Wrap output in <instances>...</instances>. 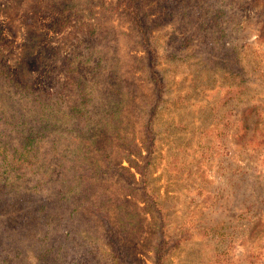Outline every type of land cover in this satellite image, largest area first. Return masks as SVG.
Returning a JSON list of instances; mask_svg holds the SVG:
<instances>
[{
	"label": "rangeland",
	"instance_id": "rangeland-1",
	"mask_svg": "<svg viewBox=\"0 0 264 264\" xmlns=\"http://www.w3.org/2000/svg\"><path fill=\"white\" fill-rule=\"evenodd\" d=\"M121 1L0 0V264H264V0Z\"/></svg>",
	"mask_w": 264,
	"mask_h": 264
},
{
	"label": "trees",
	"instance_id": "trees-1",
	"mask_svg": "<svg viewBox=\"0 0 264 264\" xmlns=\"http://www.w3.org/2000/svg\"><path fill=\"white\" fill-rule=\"evenodd\" d=\"M115 8H121L123 10H126V11H129L131 13H135L137 11V6H135L134 2L131 0V1H128V0H123L121 1L119 4H117L116 6H114ZM224 13V10L221 6H218L216 9H215V13H214V17L215 19H217L219 16H221L222 14ZM219 25V24H217ZM42 125L40 124L39 127H41ZM34 127V125H33ZM34 133V132H32ZM31 135V134H29ZM37 135V134H36ZM32 136H29L25 139V141L28 139V141L26 142V146L31 143L32 141ZM24 155V153H20V157L17 158L18 160H24L22 158V156ZM137 169L139 170V172L141 173L142 175V179L144 181L145 184H147V173L145 172V168H143L142 166H137ZM132 175L135 176V174L133 172H131ZM50 175L46 174V173H43L41 172V175L39 176L37 182H36V186L38 185H45L48 177ZM60 180V179H59ZM62 183V179L59 181ZM75 184H69V185H65V187L63 188V186H56V188H54V192H52V188L51 186L49 188H45L44 186L42 188H37L36 190H34V194L35 196L41 198L42 197V200H41V207H43L47 202L49 201H52L50 198V195H52V198H54V200H57V201H60L61 202V199H69L71 200V209H70V212L68 214L69 217H71L72 213L79 210L80 207H83V205H85V202L86 200H90L89 198V192L85 191V190H81V192L79 193L78 191V188L74 187ZM75 188V190H74ZM47 189V190H46ZM88 200V201H89ZM54 201H52L53 203ZM156 204V202H155ZM87 206H90L89 204H86ZM48 218V225H47V228L45 230V238L48 237V235L51 233V231L53 230V225H55L56 223H54L55 221H51L50 222V217L49 216H46ZM61 219H65V216H61V218H57V221H60ZM56 221V222H57ZM65 222L66 224H68L69 222L65 219ZM65 224V225H66ZM51 226V227H50ZM262 229H261V228ZM263 225L260 226V224L256 223L254 225V227L252 228V232H257V233H261L263 232ZM68 230L66 231V235L62 236V238H60V241H58L57 243H55L56 246H54L52 249L49 248L50 250H54L55 252V255L54 258H57L59 259V261L57 259H53V258H50L48 261H46L47 264H63L61 262V256L64 255L66 256L65 254H67L69 252V254L73 251V247L74 245H71V246H68L70 247V251H67L66 248H67V242L68 240H71V231L72 229L70 228H67ZM69 235V236H68ZM164 246L161 247V249H163ZM48 248L45 250V253L43 254V256H47L48 254ZM8 251V250H7ZM9 252V251H8ZM4 259L2 260V264H15V256H12V254L9 252L7 254H4ZM85 258V257H83ZM61 262V263H60ZM89 263H92V262H89ZM42 264H44V261L42 262ZM65 264V263H64ZM71 264H77L76 262H71Z\"/></svg>",
	"mask_w": 264,
	"mask_h": 264
}]
</instances>
